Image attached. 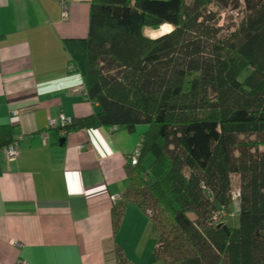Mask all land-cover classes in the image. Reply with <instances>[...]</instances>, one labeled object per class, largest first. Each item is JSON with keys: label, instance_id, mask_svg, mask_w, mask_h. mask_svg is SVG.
Instances as JSON below:
<instances>
[{"label": "trees", "instance_id": "trees-1", "mask_svg": "<svg viewBox=\"0 0 264 264\" xmlns=\"http://www.w3.org/2000/svg\"><path fill=\"white\" fill-rule=\"evenodd\" d=\"M248 5L228 31L218 0H91L64 43L98 113L55 130L144 129L110 216L115 233L127 206L149 220L150 264H264V1ZM14 138L0 130L1 149Z\"/></svg>", "mask_w": 264, "mask_h": 264}, {"label": "crops", "instance_id": "crops-1", "mask_svg": "<svg viewBox=\"0 0 264 264\" xmlns=\"http://www.w3.org/2000/svg\"><path fill=\"white\" fill-rule=\"evenodd\" d=\"M90 2L0 0V130L20 152L8 164L0 146V264H116V247L134 264L128 239L150 250L143 214L127 206L116 233L110 216L144 129L48 128L98 113L64 49L85 38Z\"/></svg>", "mask_w": 264, "mask_h": 264}, {"label": "rangeland", "instance_id": "rangeland-1", "mask_svg": "<svg viewBox=\"0 0 264 264\" xmlns=\"http://www.w3.org/2000/svg\"><path fill=\"white\" fill-rule=\"evenodd\" d=\"M257 1L258 0H218L220 10L215 8L213 9V11L219 15V27L228 31L236 28V26L242 21L244 16L247 14V3L249 4L248 6H252ZM221 12L223 14H221ZM168 30L171 29L164 27L161 28L158 33L144 31L143 34L145 37L155 38L164 35V33ZM232 206L233 209L231 211V214L224 219V223L228 228L236 229L239 226V220L237 215V203L233 201ZM145 224L146 228H148L149 225L151 232V225L149 223ZM128 240L131 242L128 245V249L130 250L129 256H131L130 258L133 260L134 264H150L152 255L150 250H147L143 247V242L139 244V242L136 243L135 241H133V239ZM133 242H135V244H133Z\"/></svg>", "mask_w": 264, "mask_h": 264}, {"label": "built area", "instance_id": "built-area-1", "mask_svg": "<svg viewBox=\"0 0 264 264\" xmlns=\"http://www.w3.org/2000/svg\"><path fill=\"white\" fill-rule=\"evenodd\" d=\"M60 7L62 9L63 14H65L64 5L61 4ZM11 115L13 117H17V114L15 112H12ZM70 123H71V121L65 120L64 118H59L57 120H50L48 122V128L49 129H56V128L62 129V128L66 127L67 125H69ZM116 131L117 130H115V129L111 130V133H114ZM17 139H18V137L14 140V142L9 147L2 149L4 159L8 164L17 161L20 157V152H19L17 145H16ZM19 140H21V138H19ZM129 160H130L129 161L130 165L134 167L137 163L136 152H135L134 156H132ZM119 198H120L119 196L112 198V202L114 203V202L118 201Z\"/></svg>", "mask_w": 264, "mask_h": 264}, {"label": "water", "instance_id": "water-1", "mask_svg": "<svg viewBox=\"0 0 264 264\" xmlns=\"http://www.w3.org/2000/svg\"><path fill=\"white\" fill-rule=\"evenodd\" d=\"M61 142H63V141H61ZM203 194L206 195L207 198H210V195H208L209 192H208L207 190H204V191H203ZM219 226H223V224H221V225H219Z\"/></svg>", "mask_w": 264, "mask_h": 264}, {"label": "bare ground", "instance_id": "bare-ground-1", "mask_svg": "<svg viewBox=\"0 0 264 264\" xmlns=\"http://www.w3.org/2000/svg\"><path fill=\"white\" fill-rule=\"evenodd\" d=\"M165 27H167V26H165ZM162 28H164V27H162ZM167 28H169V27H167ZM170 32V30H168L167 32H165L164 34H167V33H169Z\"/></svg>", "mask_w": 264, "mask_h": 264}]
</instances>
